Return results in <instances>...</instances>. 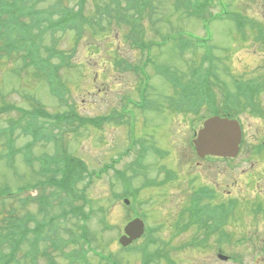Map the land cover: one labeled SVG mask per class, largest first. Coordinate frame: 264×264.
Masks as SVG:
<instances>
[{"label":"rangeland","instance_id":"374dc122","mask_svg":"<svg viewBox=\"0 0 264 264\" xmlns=\"http://www.w3.org/2000/svg\"><path fill=\"white\" fill-rule=\"evenodd\" d=\"M98 1L113 4V0ZM131 1L122 0V7H116L117 10L127 12L125 7ZM64 2L74 6L73 9L79 7L76 0H49L45 5L51 4L56 15L63 11ZM153 3V14L144 17L145 39L154 43L148 50L154 64L147 67L142 63L147 62L146 51L131 44L130 26L126 25L129 20L119 22L109 15L112 12L102 8L92 10V0H87L86 15L78 16L91 20L92 25L87 24L90 27L99 21L104 29L86 28L78 39L74 31L57 30L45 35L47 44L56 42L68 57L66 67L60 70V81L53 87L60 84L62 96L54 95L48 82L34 68L24 67L29 60L15 53L10 57L0 56V108L12 104L28 111L37 108L52 115L62 114L63 119L65 115L68 117L66 122L57 123L54 117H37L36 112L26 116L12 109L0 114V192L3 188L13 193L19 191L16 197L6 196L8 199L0 203V213L14 208L30 226L44 227L45 239L41 242L50 257L41 256L43 248L39 245V252L33 256L35 264H49L51 259L56 264H77L71 263L67 253L79 251L85 252L79 264H106L96 251L113 254L120 264H143L142 253L127 252L118 239L126 223L144 213L147 227L150 226L149 236L159 241V245L150 248L152 251L163 246L178 264H226L216 258L215 246L211 247L213 239L206 249L198 247V241L189 243V238L199 237L197 227L187 230L184 240L172 231L170 224H175L181 212L180 200L187 197L189 188L198 185L218 186L223 198L230 192L240 198L246 189L254 190L253 196L264 195V90L257 99L262 114L255 115L249 109L241 116L242 148L232 162L235 168L232 174L225 162L209 163L193 157L190 141L202 121L185 111L173 112L166 102L172 90L168 78L161 74L167 71L171 75L178 73L184 82L190 79V68L202 63L204 53L193 48L181 53L175 42L167 39L170 35L188 37L194 33L197 39L213 37L207 50L214 62H206L204 66L214 64L222 84L226 82L236 90L231 81L233 77L264 81V0H153ZM219 14H223L221 18L216 17ZM238 21L243 28H237ZM117 59L121 64L115 63ZM126 63L131 68L135 66V70L126 68ZM203 85L198 80V89ZM225 89L216 88L219 102ZM148 102L151 108L142 109ZM99 116L110 119H101L102 124L97 127L92 120ZM82 118L91 119L82 122L79 120ZM12 120H22L25 125L29 122L32 130L40 126L43 139L34 144V136L17 126L9 134ZM28 142L32 148L26 153ZM56 151L75 157L76 167L83 166L74 170L82 173L73 182L74 193L66 194L53 187L48 181L52 172L42 169L52 161L48 155ZM25 156L38 158L31 166ZM163 167L180 174L178 180L162 189L153 187L156 182L146 187L149 179H163ZM188 179L193 182L192 186ZM37 184L36 189L31 188ZM37 194L48 196L50 204L46 209L35 199ZM125 198L130 200L129 205L124 203ZM245 205L241 201L239 216L225 227L232 234L231 244L219 246L216 238V248L234 258L228 264H264V220L251 223ZM72 206L82 207L85 216L72 214ZM63 207L70 209L68 218H61L67 211ZM53 217H56L55 226L49 224ZM83 234L86 239L80 237ZM71 237L77 238V243L63 249L51 243L52 240L69 241ZM244 237L249 239L245 241ZM145 239L142 237L136 244L144 243ZM188 244L190 247L183 250ZM19 247L21 264H32L31 257L27 259L24 255L27 242L24 240ZM0 251L6 255L11 248L0 246ZM71 260L76 261L77 256ZM149 264L168 263L154 257Z\"/></svg>","mask_w":264,"mask_h":264},{"label":"trees","instance_id":"16d2710c","mask_svg":"<svg viewBox=\"0 0 264 264\" xmlns=\"http://www.w3.org/2000/svg\"><path fill=\"white\" fill-rule=\"evenodd\" d=\"M47 1L49 0H0V39L3 35L20 32L22 37L14 40V47H16L18 51L23 49L22 52L26 57H29L30 55H38V57H41L38 60V64L43 67L49 66L50 62H52L51 57L59 51L55 42L53 45L47 47L48 55L42 57V46L45 47L43 40L46 30L55 27L63 30L70 28L76 30L78 35H81L85 33L86 28H92L94 30L101 25L99 21H96L94 27H90L92 21L88 23V18H80V16H78L86 15L85 9L87 0H76V6L79 5L77 9H73L74 6H69V4L64 2L63 11L56 15L51 4L45 5ZM71 2H75V0H71ZM115 2L116 1L113 0V4L108 2L102 4L101 1L92 0V4L94 5L92 6V10H101L100 8H102L104 11H109V13L112 12L109 14L112 17L113 11L116 10L114 8V5H116ZM94 14L95 13H93V15ZM25 15L30 17L31 22L21 21V17ZM43 22L47 23L45 28H42L41 26ZM107 22L111 23L112 20H107ZM34 27H36L37 30L35 34H33L35 30ZM3 47L4 44L2 43V47H0L1 54ZM59 56L65 58L66 54L60 51ZM59 66L60 64H57L56 68H59ZM244 80L245 81L240 83L237 82V86L241 90V94L239 95L240 103H242V98H257L260 90H262V85L264 88V81L260 82L251 79ZM238 107L240 108V106ZM209 110L217 111L219 109L217 106H213L209 108ZM227 111L234 113L238 111V109L228 105ZM185 112L188 113V111ZM63 159H66L65 165L63 167L57 165L55 168L57 174L53 173L50 179L55 181V178L62 177L63 179H58L60 182L64 181L70 183V181H73L75 183V180L78 181L80 174L82 173L78 170L74 172V170L76 168L83 169V166L82 164H78V167H76L75 160L77 159L74 157L65 156ZM41 197L42 196L38 198ZM63 214L65 215V213ZM54 221L50 223V225L55 226ZM29 224V221H25L17 214V209L9 208L7 211L0 213V246H9V248H11V251L6 253V261L3 260V264H21L18 257L21 250L19 246L24 240L28 245V250L24 252V255L27 259L28 257H31L32 264H35L33 256L39 252L42 243L41 241L45 239V236L43 235L44 227L41 224H36V226H30ZM51 242L53 243L54 240ZM41 256L50 257V254L47 249H44L41 251ZM113 264H118V261L114 259Z\"/></svg>","mask_w":264,"mask_h":264},{"label":"flooded vegetation","instance_id":"af4514ba","mask_svg":"<svg viewBox=\"0 0 264 264\" xmlns=\"http://www.w3.org/2000/svg\"><path fill=\"white\" fill-rule=\"evenodd\" d=\"M232 174H233V170H232ZM178 175L180 176V174ZM195 180L196 179H193L194 182ZM231 183L233 186V180L231 181ZM190 185L192 186L191 183ZM218 190L219 188L216 185H202V186L198 185V186L189 188L187 191V194H188L187 197L180 200L181 212L179 216L176 218L175 224L174 223L170 224V228L172 229V231H176V233L180 235L181 240H184L186 238L183 237V235L186 233V231L189 229H192L193 226L197 227L200 230L199 237L189 238L191 240L189 243L191 244V242L195 243V241H198L196 244L198 245V247H200L199 241L203 239L206 240L207 237H209L210 240L213 239L214 242H212L211 247L215 246L214 251H215L216 258L228 264V263H231L234 258H232V256H227L226 254H224L221 251L222 249L217 250L216 238H218L219 234L221 235V237L227 234L229 237V240L220 242L219 246H221L222 243L231 244L232 242L231 239L233 238L232 234L227 233L225 231V227L226 225L232 223V221L235 222L237 216H239L238 215L239 208L241 207V201L243 200L246 203L245 210H246V207L248 206L247 212L249 214V221L253 224H255L257 220L263 221L264 220V195L259 194L260 196H256V195L253 196L254 190L246 189L244 193L242 192L243 194H241L242 198L241 197L239 198L238 195H233V193L231 192L227 193L225 195V198H223L222 196H220V192ZM262 191L264 192V189ZM226 192H228V190ZM221 212L225 213L224 217L219 216L221 215ZM218 223H219V226H218ZM242 239L246 241L249 238L244 237ZM139 240L140 238L136 240L134 239V244H136V242H138ZM141 244H136V246H139ZM190 244L186 245L182 249L185 250V248H189ZM184 245L185 244H183L182 246ZM206 245L201 248H204V249L208 248L206 247ZM168 251L169 250L166 249V252ZM263 254H264V251H263ZM164 259H165V262L168 264H178L172 258L167 257ZM263 259H264V256H263ZM170 261L171 263H169ZM263 263H264V260H263Z\"/></svg>","mask_w":264,"mask_h":264},{"label":"water","instance_id":"95a60500","mask_svg":"<svg viewBox=\"0 0 264 264\" xmlns=\"http://www.w3.org/2000/svg\"><path fill=\"white\" fill-rule=\"evenodd\" d=\"M241 136L242 131L237 120L216 116L205 122L195 144L201 155L234 156L238 152ZM143 232L144 223L136 218L126 225V235L120 240L127 245L133 239L140 237Z\"/></svg>","mask_w":264,"mask_h":264},{"label":"bare ground","instance_id":"6f19581e","mask_svg":"<svg viewBox=\"0 0 264 264\" xmlns=\"http://www.w3.org/2000/svg\"><path fill=\"white\" fill-rule=\"evenodd\" d=\"M195 34L194 33H191V35L189 37H194ZM168 82H169V86L172 90V94L166 99V102L169 104L168 106L173 109V112L176 111V112H181L180 111V104H181V101L183 100V95L176 89V83L172 80L171 77L168 78ZM227 98V95H224V99ZM165 105V104H164ZM185 114H187L186 112H184ZM141 154V153H140ZM173 182H170L168 183L167 185L171 184ZM221 238V235L219 234L218 235V242ZM68 241H61V242H58L60 244V246L62 247H67L66 243ZM207 244V245H206ZM209 244H210V238L207 237V239H203L201 244H200V247H203L206 245V247H209ZM204 249V248H203Z\"/></svg>","mask_w":264,"mask_h":264}]
</instances>
